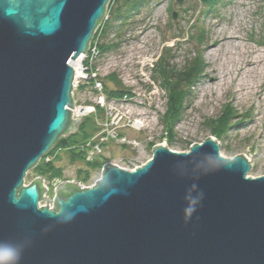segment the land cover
<instances>
[{"label": "water", "instance_id": "water-1", "mask_svg": "<svg viewBox=\"0 0 264 264\" xmlns=\"http://www.w3.org/2000/svg\"><path fill=\"white\" fill-rule=\"evenodd\" d=\"M110 2L0 0V250L19 264H264V175L248 177L250 159L222 156L214 137L188 153L158 144L134 171L107 163L93 187L64 181L54 209L39 207L43 177L24 185L83 122L71 62Z\"/></svg>", "mask_w": 264, "mask_h": 264}, {"label": "rangeland", "instance_id": "rangeland-1", "mask_svg": "<svg viewBox=\"0 0 264 264\" xmlns=\"http://www.w3.org/2000/svg\"><path fill=\"white\" fill-rule=\"evenodd\" d=\"M138 1L126 26L119 31V38L113 31L101 38L100 43L117 46L97 55L94 65L100 79H78L80 84L76 88L73 80L75 105L95 106L93 113L82 117L83 122L89 118L100 127L89 143L86 161L98 158L102 167L92 168L84 162L73 161L56 144L25 177V186L43 177L42 186L47 189L43 197H50L51 204L60 183L79 181L81 189L93 187L101 179L107 163L134 171L152 159L154 146L165 142L173 152L188 153L193 144H203L208 137H214L222 156L234 158L244 154L250 159L248 177L264 175V97L256 93L243 95L237 90V79L227 80L222 90L208 88L212 82L207 74L210 66L221 68L220 60L226 61L231 52L238 55L242 46L222 49L216 57L205 52L212 23L222 19L223 31L233 29L245 35L251 47L264 55V0H183L182 4L176 0ZM196 57L202 63V73L193 79L192 87H184L188 92L185 97L180 95L174 100L175 94L172 97L167 91L161 66L169 61L172 69L185 68ZM261 71L259 68L254 74ZM110 75L128 88L129 97L109 96V90L116 88ZM96 81L101 85L96 87ZM225 113L229 115V123L221 136L216 137L212 122ZM138 122L140 126L136 125ZM56 153L60 158L55 159ZM42 160H57L62 174L51 176L40 167L36 169ZM40 203L49 204L47 200Z\"/></svg>", "mask_w": 264, "mask_h": 264}, {"label": "trees", "instance_id": "trees-1", "mask_svg": "<svg viewBox=\"0 0 264 264\" xmlns=\"http://www.w3.org/2000/svg\"><path fill=\"white\" fill-rule=\"evenodd\" d=\"M121 1L122 0H112V3L110 2L107 11V17L104 20L102 26H100V28L98 29L91 43L92 47H95L94 54H89L87 60L84 62V67L87 69L89 79H96L95 77H93V74L98 72L96 66L94 65V61L97 60V55H102L103 53L114 49L115 46H117L115 43H100L101 38H104L110 31H113L115 34L117 33V38H119V31H122L126 26L128 22V16L135 9V6H138L139 4L138 0H123V2ZM198 58L199 57H196L194 59L195 62H191L189 66L185 65V68L172 69L169 65V61H164L165 63H163V65L161 66V68H163L165 71L164 79L167 80V91L172 97L173 93L175 94L174 100H176V98L180 95L181 97H185V94L187 95L188 92L184 87L188 86L190 88L193 79H197L202 73V63ZM109 77L111 79V82H113L116 87L109 90L110 97L120 98L124 95H126L127 97L130 96V91L128 90V88H125L121 82L117 81L114 75H110ZM97 79L100 78L97 77ZM228 116L229 115L225 113L223 114L222 118L212 122L211 128L216 137L221 136V134L223 133V129L226 128L227 124L229 123ZM99 130L100 127L95 125V123L91 121V119L86 118V120L80 125L79 131L71 137L60 138L57 143V147L64 149L73 161L84 162L92 168L102 167L103 163L98 160V158L93 159L92 162L86 161V155L89 149L88 146H90L89 143L90 141H92L93 136ZM55 156V159L60 158L59 153H56ZM56 161L57 160L46 162L45 160H42V162L39 164V166L36 167V169L40 167L41 170L44 169V173H48L49 175L51 174V176H60L63 172V169L56 164ZM80 173H82V171H80Z\"/></svg>", "mask_w": 264, "mask_h": 264}, {"label": "bare ground", "instance_id": "bare-ground-1", "mask_svg": "<svg viewBox=\"0 0 264 264\" xmlns=\"http://www.w3.org/2000/svg\"><path fill=\"white\" fill-rule=\"evenodd\" d=\"M213 30L211 38L209 39L205 52L208 56L216 57L217 53L222 49H233L237 46H242L238 55L232 54L226 61L220 60L221 68L217 66H210L207 74L211 78V84H208V88L221 89L226 84V81H232L237 79V90L241 91L243 95L249 96L251 93L260 95V98L264 97V55L259 50L253 49L249 43V39L233 29L223 31V20L219 19L212 23ZM222 31V32H221ZM72 61L71 65H78L79 61ZM262 68L259 74H254L255 70ZM250 78L248 82L247 79ZM136 125L140 126L138 122ZM46 157V156H44Z\"/></svg>", "mask_w": 264, "mask_h": 264}, {"label": "built area", "instance_id": "built-area-1", "mask_svg": "<svg viewBox=\"0 0 264 264\" xmlns=\"http://www.w3.org/2000/svg\"><path fill=\"white\" fill-rule=\"evenodd\" d=\"M94 51H95V47H92V45H90V48H89V51H88V53L87 54H83V55H81L78 59H76V61L78 60L79 61V63H78V65H75V66H73L74 67V69H75V83H74V86H75V88L78 86V84H80L79 83V81H78V79H89V75H88V72H87V69L84 67V62L87 60V58H88V55L89 54H94ZM75 61V62H76ZM93 77H95L96 79H97V77H98V72H96V73H94L93 74ZM96 83V87H98L99 85H101L100 83H98L97 81L95 82ZM99 99H100V103H102L103 102V97H102V95L99 97ZM95 106H91V105H89V106H85V107H82V106H77V105H75V107L72 109V117L73 118H80V117H83V116H86V115H89V114H91V113H93L94 112V110H95V108H94ZM76 116V117H75ZM49 191V190H48ZM43 200H46V199H43ZM42 200V201H43ZM52 199H50L47 203H49V204H47L48 205V207L50 208V209H52V208H54V200H53V202H52V204H53V207H51V203H50V201H51ZM42 201H40V202H42ZM39 202V204H40V207H43V205H41V203ZM47 205H44V206H47Z\"/></svg>", "mask_w": 264, "mask_h": 264}, {"label": "clouds", "instance_id": "clouds-1", "mask_svg": "<svg viewBox=\"0 0 264 264\" xmlns=\"http://www.w3.org/2000/svg\"><path fill=\"white\" fill-rule=\"evenodd\" d=\"M0 256H7L10 264H19L20 256L14 251L4 252L3 250H0Z\"/></svg>", "mask_w": 264, "mask_h": 264}]
</instances>
